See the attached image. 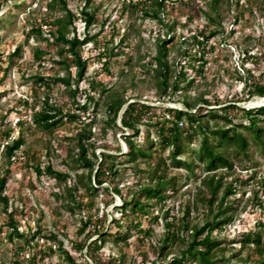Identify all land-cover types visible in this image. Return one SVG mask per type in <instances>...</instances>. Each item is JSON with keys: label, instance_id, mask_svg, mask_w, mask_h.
<instances>
[{"label": "rangeland", "instance_id": "obj_1", "mask_svg": "<svg viewBox=\"0 0 264 264\" xmlns=\"http://www.w3.org/2000/svg\"><path fill=\"white\" fill-rule=\"evenodd\" d=\"M66 1L69 9L77 15L81 14V9L86 5L89 10L94 11V20L89 28L85 27L83 21H77L74 31L69 34L73 36L75 33L81 38L86 35L93 37V40L80 49L82 57L88 60L85 78L79 83L80 103L88 101L84 90L91 91L94 100H99L98 105H95V101H88V111L76 109L71 104L72 99L62 83L51 80L50 88L38 84L40 75L53 78L55 75L66 74L60 62L62 57L58 54L59 45L51 38L49 42L37 34L28 36V32L35 25H42L44 35L49 34L50 23L64 14L59 4L51 6L53 0H4L0 10V176L7 175L3 193L8 197L7 205L0 199V264H12L16 260L28 264V259L33 254L37 256L35 262L31 264H71L58 249L57 244L44 236L50 232L57 234L58 239L77 263H83L88 259L91 264H101L90 259L86 250L81 251L74 246V243L86 239V234H79L78 229L88 214L101 216L104 213L107 218L106 226L111 227L112 216L116 212V207L122 204V198L112 191L102 190L99 195L93 196L79 186L74 192L76 199H81L86 206L72 210L66 205L70 182H57L48 174L39 178L31 166L32 163L40 162L42 167H45L52 161L56 170L68 171L76 178V172H82L83 169H76L70 152L76 151V142L73 138L83 127L92 130V139L96 140L98 145L95 150L98 156L101 152L119 154L127 151L123 134H130L131 130L122 129L120 117L117 126L107 125L106 113L102 106L108 92H101L98 83H103L108 87V91L125 90L129 101H141L163 107H181V102H160L157 98L155 78L150 65L154 63L159 39L169 35L166 33L164 23L145 14L144 8L147 7L148 10L155 8L156 0ZM214 1L169 0L161 17L165 23H175L171 32L175 35V40L169 43L171 61L176 59L179 62V51L187 47V44L181 45V41L191 43L192 35L202 28L218 29L219 33L210 41L213 48L207 53L208 63L204 74H196L188 67L189 74L196 75V81L189 94L194 97L200 92H206L208 97H219L226 103L231 97L246 93L242 90L244 83L240 80L238 71L244 75L245 69H252L255 76L264 71V0H218L217 12L211 7ZM205 12L216 17L218 23L210 22ZM217 13L219 16H216ZM19 45L22 46V54L11 58V53ZM38 47L46 51L40 60L35 56ZM246 49H250L256 56L253 61L245 60ZM192 52L195 53V48ZM185 61H188V58ZM75 69V66L71 67L73 74ZM92 81H96L98 87L96 90L91 88ZM46 94L65 110L76 111L80 118L65 121L53 131L43 130L37 126L33 123L32 114L41 108ZM257 97L259 96L253 99ZM25 100H28V105ZM245 102L247 101L238 104L247 108L261 105H246ZM201 105L203 104L199 103V106ZM19 119L25 121L22 132L17 125ZM149 130L154 141L158 140L156 133L153 132L154 127L141 125V133L137 140L142 141L146 147L149 145L146 138ZM7 131H13V136L22 133L26 140L18 152V157L13 160H10L4 150V143L8 139ZM245 133L251 136L250 131L245 130ZM118 146L121 147L120 152L116 150ZM198 148L199 140H196L187 145L186 152L180 156L183 159L194 160L199 165L196 168V175L184 167H171L170 173L179 174L180 178L176 189L169 191L170 197L166 206L155 211V214L160 213L158 222L152 223L149 218H142L143 227L153 226L155 238L139 243L133 237L129 240V245H116L114 237H111L102 250L104 261L108 260L110 254L117 255L120 248L126 253L125 264H142L144 257L150 264L155 259V242L163 237L164 232L163 212L170 209L172 215H181L188 200L192 202L194 200L200 182L199 177L207 174L196 154ZM168 154L169 150L164 156L167 157ZM250 154L252 160L245 159L242 162L235 160L234 172L226 173L224 179L226 183L238 174L250 175L256 172L248 184L241 185L238 192L228 200L232 205L231 211H234L233 222L223 231H214V236L222 240V246L225 247L224 252H218L224 259L216 264L242 262L257 264L262 257L254 246L240 248V243L231 242L243 229L254 228L259 219L264 221V208L260 206V202L264 205L262 192L264 151L261 152L252 142ZM125 159L124 156L121 158L122 163L119 165L122 170L117 177V182L123 187L124 193L127 192L128 186L138 179L132 173V164ZM140 166L146 169L148 162L143 161ZM221 172L222 169L218 170V173ZM141 177L145 178L146 173H141ZM108 185L109 183H104V186ZM54 191H61L64 202L56 197ZM256 192L260 202L257 201ZM111 195L114 196L112 202ZM92 200H95V203L90 207L89 203ZM11 213L18 221L19 231L24 233L23 238L15 236L12 240L9 238L12 230L9 225ZM193 216V222H198L202 213L194 212ZM262 231L264 234V227ZM36 232L38 234L34 242L38 241V245L31 244L29 247L27 240ZM98 237L97 234L92 235L88 241ZM49 246H53L55 252L45 255L49 252ZM156 264H159V261ZM187 264L199 263L190 260Z\"/></svg>", "mask_w": 264, "mask_h": 264}, {"label": "trees", "instance_id": "obj_2", "mask_svg": "<svg viewBox=\"0 0 264 264\" xmlns=\"http://www.w3.org/2000/svg\"><path fill=\"white\" fill-rule=\"evenodd\" d=\"M89 1V0H88ZM169 0H156V7L153 9L144 8L145 14L160 20L166 26L168 37L161 38L158 41L157 53L154 56V63L150 65L155 78V87L157 89V98L160 102H181L187 110L179 107L156 106L141 101H129L125 90L108 91L103 83L101 92H108L103 103L106 113L105 122L108 126H117V120L124 105L126 108L122 115V125L124 129H130V134H123V139L127 146V151L123 153L101 152L96 154L98 147L97 141L92 138V130L83 127L73 138L76 142V151L70 152L76 169H83L82 172H76V178L68 171H58L54 168L52 161L42 167L40 162L32 163V168L40 178L43 175H51L57 182H70L67 189L69 199L66 201L72 210L84 208L86 206L81 199L77 200L75 191L79 186L84 188L93 196L99 195L102 191L119 195L122 198V204L116 207V212L112 216L111 227L106 226V214L91 215L88 214L82 225L78 229L79 234H86V239L74 243V246L81 251H85L87 256L96 263L103 264H125L126 253L119 249L117 255H109L107 261L102 257V250L111 237H114L116 245H129V240L133 237L139 243H145L149 238L154 239L153 226L143 227L142 218H149L153 222H158L160 213L155 214L157 209H163L170 197V190H175L179 181V174H171L170 168L184 167L191 174L196 175V168L199 166L194 160L183 159L180 156L187 150V145L199 140V148L196 151L198 159L203 163L207 174L199 177V185L193 202L188 200L182 209L181 215H172L170 209H166L162 214L164 225L163 237L157 239L155 244V259L150 264H187L193 261L199 264H216L223 260V255L218 252H224L223 241L214 236V231H223L233 222L234 211H231L232 205L228 202L229 198L238 192L241 185L248 182L255 176L256 172L250 175H237L232 180L224 182L226 173H233L235 160H252L250 146L255 143L264 151V105L245 108L238 102L250 100L253 97H264V71L255 76L252 69H245L244 75L238 71L239 78L243 81V89L246 91L241 96L231 97L226 103L219 97L210 98L206 92H200L192 97L189 94L190 88L196 81V75L188 72V67L192 68L196 74L203 75L208 63L207 53L213 46L210 45L211 39L219 33L218 29L202 28L192 35V42L181 41V45L187 44V47L179 51V62L169 59L171 48L169 43L175 40V35L171 34L174 30V24L165 23L161 14ZM218 0L212 4V9L217 12ZM4 0H0V10ZM59 4L64 14L56 17L51 23L49 34L44 35L42 25H35L28 32L37 34L50 42L59 45L58 54L62 57L60 62L66 70L65 75H55L53 78L38 76V84L51 87V80L62 83L66 92L72 99V105L76 109L88 111L89 102L95 101L98 105L99 100H94L91 91L84 90L87 100L80 103L79 83L85 78L88 60L83 58L80 49L87 44L93 37L86 35L81 38L75 33L69 36L77 21H83L86 28H89L94 20V11L84 6L81 14L77 15L68 7L66 0H53L51 6ZM210 22L218 23L216 17L211 13L205 12ZM216 16H219L217 13ZM48 25L47 23H45ZM55 28V29H53ZM51 38V39H50ZM210 45V46H209ZM209 46V48H208ZM195 48V53L192 50ZM22 54V46L19 45L10 57H18ZM46 51L38 47L35 51L37 59H42ZM245 60L253 61L256 56L250 49L245 51ZM188 58V61L185 59ZM75 66V72L71 67ZM96 81H92L91 88L96 90ZM28 105V100H25ZM199 103L203 105L199 106ZM215 105L216 107H210ZM80 118V114L72 109L65 110L51 100L50 95L46 94L42 100L40 109H36L32 114L33 123L43 130L53 131L55 128L64 124L65 121H74ZM211 120L213 121L211 123ZM247 120V121H246ZM88 124V123H87ZM154 127L158 137L154 141L151 130L148 131L146 147L142 141L137 140L141 133V125ZM19 130H23L25 121L19 119L17 123ZM245 130L251 132L249 137ZM13 131H7L8 139L4 143L5 154L13 160L18 157V152L26 143L22 133L17 136L12 135ZM117 152L121 147L116 148ZM169 150L168 156L164 153ZM131 163L132 173L138 178L128 186L126 193L123 187L117 182V177L121 173V158ZM147 161L148 168H141V162ZM223 172L218 173V170ZM141 173H146V177H141ZM188 177V176H187ZM7 182V175L0 176V199L7 205L8 197L3 193ZM109 183L104 186V183ZM221 191V194H220ZM262 192L264 195V181L262 183ZM56 197L63 201L61 191H54ZM257 201L259 195L255 194ZM114 196L111 195L110 202ZM95 200L89 203L94 206ZM260 206L264 208L263 203ZM200 212L202 216L198 222H193V213ZM118 214V215H117ZM12 230L9 238H23L24 233L19 231L18 221L14 214L10 215ZM264 221L259 219L254 228H245L240 231L231 242L240 243V248L254 246V249L262 255L257 264H264V234L262 228ZM36 233L31 234V239L27 240L28 246L38 245L34 242ZM99 235L97 239L88 241L92 235ZM52 239L60 251L63 252L66 260L71 264H91L88 259L83 263H77L66 249L62 241L54 232L44 235ZM49 252H55L53 246L48 247ZM44 255V256H45ZM36 254L28 259V264L35 262ZM244 260V259H242ZM242 262L241 264H244ZM12 264H23L21 261H13ZM142 264H148L146 257Z\"/></svg>", "mask_w": 264, "mask_h": 264}, {"label": "bare ground", "instance_id": "obj_3", "mask_svg": "<svg viewBox=\"0 0 264 264\" xmlns=\"http://www.w3.org/2000/svg\"><path fill=\"white\" fill-rule=\"evenodd\" d=\"M264 103V98L263 97H257V98H254V99H251L249 100L248 102H245L244 104L246 105H260Z\"/></svg>", "mask_w": 264, "mask_h": 264}, {"label": "water", "instance_id": "obj_4", "mask_svg": "<svg viewBox=\"0 0 264 264\" xmlns=\"http://www.w3.org/2000/svg\"><path fill=\"white\" fill-rule=\"evenodd\" d=\"M263 98H264V97H263ZM180 105H181L180 108L187 110V108L184 106L183 103H180ZM261 105H264V103H262ZM261 105H260V106H261ZM243 107L247 108L246 106H243ZM255 107H256V106H255ZM125 108H126V107H124V109H122V111H121V113H120V116H119V117L121 118V120H122V115H123V112H124ZM249 108H250V107H249ZM251 108H252V107H251Z\"/></svg>", "mask_w": 264, "mask_h": 264}]
</instances>
